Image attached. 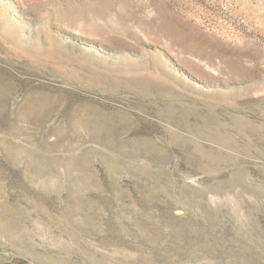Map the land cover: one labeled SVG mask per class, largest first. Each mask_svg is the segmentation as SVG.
<instances>
[{
    "label": "rangeland",
    "instance_id": "374dc122",
    "mask_svg": "<svg viewBox=\"0 0 264 264\" xmlns=\"http://www.w3.org/2000/svg\"><path fill=\"white\" fill-rule=\"evenodd\" d=\"M0 264H264V0H0Z\"/></svg>",
    "mask_w": 264,
    "mask_h": 264
}]
</instances>
